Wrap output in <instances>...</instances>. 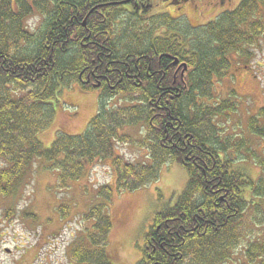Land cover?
I'll return each mask as SVG.
<instances>
[{
    "label": "trees",
    "instance_id": "trees-1",
    "mask_svg": "<svg viewBox=\"0 0 264 264\" xmlns=\"http://www.w3.org/2000/svg\"><path fill=\"white\" fill-rule=\"evenodd\" d=\"M98 3L101 0H0V161L5 162L0 195H17L37 160L43 169L59 171L62 189L83 177L94 162L110 160L116 187L105 183L98 191L108 200L115 189L135 191L158 180L161 166L173 161L186 168L188 185L172 205L155 214L137 264H264L260 239L249 242L235 261L244 233L236 226L243 222L248 199L255 197L249 191L264 196V185L234 168L226 143L218 139L216 117L236 106L232 100H217L212 83L214 75L223 79L229 74L233 52L244 56L254 26L261 24L251 19L264 14V0H242L231 14L222 15L217 24L205 23L203 30L188 29L189 23L183 30L176 19H166L173 32L168 45L159 47L170 54L163 66L158 54L148 55L149 36L140 33L141 23L135 35L125 32L121 37L101 16H89ZM36 14L42 22L33 31L27 22ZM80 33L91 37L80 41L75 35ZM177 59L190 67L186 87L180 78L174 83ZM88 75L111 78L114 88H106V97L125 96L130 106L110 111L101 107L84 134H59L44 148L38 134L53 120L62 90L83 85ZM250 121L252 132L264 135L256 117ZM136 124L143 130L137 141L150 152L151 164L128 162L115 154L113 139L119 128ZM218 147L225 149L224 156ZM104 206L83 214L93 227H85L86 235L80 232L71 244L75 264H112L107 245L113 221ZM11 214L15 210L10 207L6 215Z\"/></svg>",
    "mask_w": 264,
    "mask_h": 264
},
{
    "label": "rangeland",
    "instance_id": "rangeland-1",
    "mask_svg": "<svg viewBox=\"0 0 264 264\" xmlns=\"http://www.w3.org/2000/svg\"><path fill=\"white\" fill-rule=\"evenodd\" d=\"M210 1L211 4L215 2ZM233 6L234 3L230 5ZM199 7L203 8V15L198 18L192 15L190 3L173 4L169 10L174 19L180 12V17L187 20V15L193 25H204L216 13L210 14L213 7L209 11L208 5L206 7L203 3ZM178 21L181 29H184L187 24L183 20ZM41 22L42 18L36 14L29 17L27 23L35 31ZM232 61L229 74L222 82V79L216 81L214 86L213 94L217 100H232L236 106L235 110L216 117L218 139L226 143L227 152L234 158L233 167L241 168L247 177L254 182L262 181L264 185V135L253 133L250 129L251 118L258 116L259 109L264 106V95L259 88L252 86L246 74V78H243L242 69H235L243 61L242 57L233 55ZM234 73H240L238 82ZM61 93L57 99L59 103L55 104L53 120L38 134L46 149L59 134H84L99 114V108L106 107L110 111L130 106V102H123L121 97L101 101L98 92L81 91L74 84L65 87ZM256 120L261 127L264 126V116L256 117ZM119 129L118 136L113 139L116 156L128 162L151 164L150 152L137 141L143 134L140 126L128 125ZM237 144L240 146L237 147ZM217 150L221 157L226 154L221 147ZM111 163L110 160L94 162L88 166L83 177L70 181L68 187L62 189L59 171L43 169L42 163L37 160L30 178L17 195H0V264H75L71 258V244L80 236V232L82 236L86 235L85 227H93V222L84 220L83 214L102 204H105L104 210L113 221L107 245L112 264H137L155 214L172 205L185 191L189 175L183 165L169 161L161 166L158 180L135 191L119 192L115 189L108 200L99 197L98 191L105 183L116 187ZM4 166L5 162L0 161V168ZM249 192L255 197L248 199L243 222L241 226H236L244 233L241 246L235 250V261L242 258L249 242L264 240V196L261 191ZM10 207L15 214L6 215ZM26 211L34 215H25Z\"/></svg>",
    "mask_w": 264,
    "mask_h": 264
},
{
    "label": "flooded vegetation",
    "instance_id": "flooded-vegetation-1",
    "mask_svg": "<svg viewBox=\"0 0 264 264\" xmlns=\"http://www.w3.org/2000/svg\"><path fill=\"white\" fill-rule=\"evenodd\" d=\"M242 0H215L213 4H211L210 0H101V3H98L95 5L97 9L91 14L89 12V16H101L103 19L100 20L104 24H113L114 29L118 36H123L125 32L133 33L135 35V31H137V24L141 23L142 26H144L143 31H140L142 33V36H149L147 39L148 45L151 47V50L149 51L148 55L152 54H158L160 57L159 64L165 65V62H168V59L166 56H169V52L165 50H160L163 45V42H165L167 45L169 43V36L173 32L170 23H165L166 19H172L173 16H171V5L173 4H181V3H190L192 4V15L194 17H202L203 8L199 7L200 3H203L204 6L207 7V9H210L213 7V10L210 14L215 12L216 14L212 15L210 20L208 22H218L219 18L224 14H231L232 11L241 3ZM234 3L233 8L230 7L231 4ZM179 8L181 9L182 6L179 5ZM197 10V11H196ZM80 13V12H79ZM76 16V15H75ZM175 16V15H174ZM185 17V15H183ZM186 19H182V16L180 17V12L178 13V16H176V20L179 23V26L181 28V23L178 21V19L183 20L185 23H189L192 25L193 28L199 29L200 25H193L191 19L186 15ZM260 20L261 24L259 26H254L253 29V41H249L246 45V49L244 51V56L242 57V62L238 63V65L235 67V69H242L248 78V80L251 82L252 86H255L256 88H259L262 92V95H264V14L261 16L256 15L255 18L251 19V21L255 22ZM192 23H190V22ZM157 22V23H156ZM205 24V23H204ZM217 24V23H216ZM74 25V23L72 24ZM83 25H87V18H85ZM147 25V26H146ZM134 26V27H133ZM217 26V25H216ZM143 28V27H142ZM146 28L149 29V32H146ZM215 30L216 34L218 32V26ZM184 30V29H183ZM110 33H113L109 29ZM109 31L104 30L103 34H108ZM114 31V30H113ZM252 34V33H250ZM76 37L81 41L88 40L91 35L90 34H75ZM111 35V34H110ZM109 38V36H108ZM159 41V42H158ZM91 43L86 44L84 42H81V45H84L86 47H89ZM166 45V46H167ZM188 45L185 44V50H187ZM78 50V48H77ZM233 55H238L237 52H233L231 54V62ZM147 57V56H146ZM165 57V59H163ZM187 57L191 58V54L187 55ZM240 57V56H239ZM165 61V62H164ZM164 63V64H163ZM184 61H174V65L176 66V69H178L175 72V81L176 83L178 81V78L182 80V85L186 87L184 83V79L187 78V72L190 70V67L185 68ZM187 66V65H186ZM185 72L183 71L184 69ZM151 69V68H150ZM240 73H234V78L238 82L240 79L239 76ZM149 76H152V74H149ZM132 77H136V75H133ZM109 78L108 76H103L102 79H93L91 75H88L87 78L82 80V84L75 83L81 91H95L98 92L99 100H102L103 97L107 100L114 97H106V88L111 86L114 88L113 85L109 84ZM220 78L216 75L212 78L213 87L216 84V81H219ZM247 79H245L246 81ZM184 81V82H183ZM223 79L221 80V82ZM248 83V82H247ZM83 86H88V89H84ZM110 87V88H111ZM118 96H115V98ZM120 99H123L125 96H119ZM123 102H129L127 99H123ZM264 108L261 107L259 109L258 116L254 117H263L260 115V111ZM264 128V126H262Z\"/></svg>",
    "mask_w": 264,
    "mask_h": 264
},
{
    "label": "bare ground",
    "instance_id": "bare-ground-1",
    "mask_svg": "<svg viewBox=\"0 0 264 264\" xmlns=\"http://www.w3.org/2000/svg\"><path fill=\"white\" fill-rule=\"evenodd\" d=\"M140 96V95H139Z\"/></svg>",
    "mask_w": 264,
    "mask_h": 264
}]
</instances>
